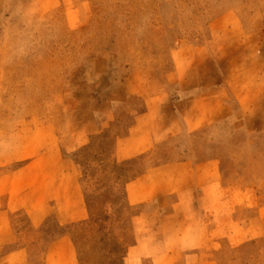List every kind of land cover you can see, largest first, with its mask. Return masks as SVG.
Listing matches in <instances>:
<instances>
[{"label":"rangeland","instance_id":"obj_1","mask_svg":"<svg viewBox=\"0 0 264 264\" xmlns=\"http://www.w3.org/2000/svg\"><path fill=\"white\" fill-rule=\"evenodd\" d=\"M255 59L264 0H0V264H44L67 235L85 264H264V135L244 133L226 84ZM211 61L238 121L142 152L141 95L190 100L169 77ZM177 160H214L219 179L203 166L195 193L169 195L156 168ZM75 183L90 218L35 228L27 212Z\"/></svg>","mask_w":264,"mask_h":264},{"label":"crops","instance_id":"obj_2","mask_svg":"<svg viewBox=\"0 0 264 264\" xmlns=\"http://www.w3.org/2000/svg\"><path fill=\"white\" fill-rule=\"evenodd\" d=\"M255 61L256 59L249 60V65L234 71L233 74L238 75V78L242 79L241 82L236 83L235 79L233 81L230 79L231 77L226 80L229 93L233 95L239 105L242 113L243 131L248 136L264 135V70L261 66H257ZM259 62L258 58L257 63ZM198 67L195 71L198 75L192 72L194 77H189V80H178L179 72L176 69L172 77H169L168 84L166 83V87L170 83H175L176 88L181 91L185 90L189 83H192L193 85L190 86H194L197 90L196 95L190 100L180 99L171 102L167 95L166 99H163L161 90L155 91L152 95H141L145 112L138 116L131 129L130 138L139 141L142 152L154 148L161 140L167 142L184 134L193 135L204 128H215L218 125L238 121L236 112L222 92L223 86L220 85L218 68L213 63L209 69H206L207 71ZM238 90H242V92L240 93ZM203 166H210L209 172L205 174L206 182H216L219 177L214 160L204 162V164L189 160L168 161L166 165H161L156 169L166 170V182L165 178H162V184H166L170 188L169 195L175 192L176 187L187 188L188 192L193 194L195 193L193 188L202 185ZM74 186L77 187V190L67 189L64 205L60 208L49 210L44 207L41 211L27 212L30 217L35 218L33 221L35 228L46 221L44 220L46 218L56 219L57 223L63 227L74 225L76 222L84 223L90 218L80 185L77 186L75 183ZM45 200L47 208L49 200L44 199L42 202ZM174 215L175 213H172L167 217ZM46 251L44 264H85L76 244L69 235L53 240L48 244Z\"/></svg>","mask_w":264,"mask_h":264}]
</instances>
